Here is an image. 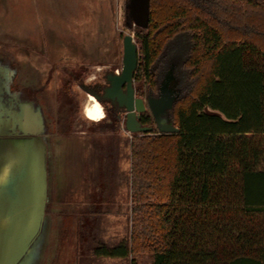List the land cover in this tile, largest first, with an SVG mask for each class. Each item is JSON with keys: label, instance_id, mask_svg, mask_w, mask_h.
<instances>
[{"label": "trees", "instance_id": "trees-1", "mask_svg": "<svg viewBox=\"0 0 264 264\" xmlns=\"http://www.w3.org/2000/svg\"><path fill=\"white\" fill-rule=\"evenodd\" d=\"M135 40L146 95L175 78L179 130L132 137L129 237L100 252L264 264V0H150Z\"/></svg>", "mask_w": 264, "mask_h": 264}, {"label": "rangeland", "instance_id": "rangeland-1", "mask_svg": "<svg viewBox=\"0 0 264 264\" xmlns=\"http://www.w3.org/2000/svg\"><path fill=\"white\" fill-rule=\"evenodd\" d=\"M126 2L0 0V51L10 57L14 52L12 59L18 54L25 59L28 52L32 63L43 64L44 76L50 78L41 104L45 109L44 123L49 122L51 132L50 198L46 213L49 229L38 264H129L126 256L100 251H121L129 237L132 134L121 129L117 133H101L99 127L96 131V122L83 113L88 100L84 92H79L75 114L60 111L57 102L63 81L70 78L69 71L78 69V75L85 63L113 64V57L123 53V37L131 34L135 38L136 27L126 22ZM94 74L97 72L90 76ZM28 103L26 109L32 112V123L40 127L41 107ZM62 113L70 119L58 123ZM65 128L71 130L69 135L63 133ZM91 129L96 131L88 134L91 139L79 137L80 131L90 133ZM108 156L111 159L106 163ZM92 203L97 210L89 215ZM81 239L83 244H79ZM95 248L100 253L94 252ZM151 262L143 256L138 264Z\"/></svg>", "mask_w": 264, "mask_h": 264}, {"label": "water", "instance_id": "water-1", "mask_svg": "<svg viewBox=\"0 0 264 264\" xmlns=\"http://www.w3.org/2000/svg\"><path fill=\"white\" fill-rule=\"evenodd\" d=\"M126 13L127 25L147 28L150 0H127ZM29 57L25 59L32 60V55ZM138 57L135 38L131 34L125 35L123 70L120 76L112 79L108 92L121 93V84L129 81V95L120 103L126 110L127 132L151 134L153 128L141 126L139 122V114L147 108L160 133L178 132V127L167 119L178 96L172 72L162 81L157 97L149 96L147 101L135 99L131 80L138 67ZM15 68L13 59L0 51V264H38L49 229L46 213L50 198L48 157L51 132L49 122L44 123L42 109L38 108L40 127H34L32 112L26 109L28 101L13 95L11 84Z\"/></svg>", "mask_w": 264, "mask_h": 264}, {"label": "flooded vegetation", "instance_id": "flooded-vegetation-1", "mask_svg": "<svg viewBox=\"0 0 264 264\" xmlns=\"http://www.w3.org/2000/svg\"><path fill=\"white\" fill-rule=\"evenodd\" d=\"M123 41L124 37L122 39V48H123ZM16 49V48H15ZM123 50V49H122ZM17 54V53H16ZM29 54L26 52L25 57ZM115 55V54H114ZM12 57V56H11ZM20 58V59H19ZM31 58V57H29ZM29 58L23 59L19 57V54L16 55V57L13 59L14 65L16 66L15 71H13V77H12V84H11V91L13 95L16 96V98H20L22 101H29L32 102L35 106L38 105V107H41L43 111L45 109L42 107V101L45 98L47 86L49 85L50 78H45L44 76V70H43V64H39L41 67H39L38 64H33L32 60ZM23 59V61L21 60ZM115 62L113 64H110L109 62L103 63L98 65L97 62L92 63H85V66H83L81 69L82 71L79 72L77 75V70L69 71L68 78L69 80L63 81V90H61V93L57 99L58 102V109L60 108L63 112H72V114H75V105L78 104V96L79 92H84L85 95H95L99 98V103L102 105V108L104 110V118L98 122L95 123L94 126H96V131H98L99 127L100 132H111V133H117L119 129L121 131H125L126 133V126H125V115L126 110L124 107L120 106L121 101L124 102L126 98L129 95V81H125L121 84V93L119 94H110L108 92V88L111 87L112 79L115 76H120L123 70V53L120 51L118 52V55L116 54L115 57H113ZM138 67L137 70L134 72V75L131 80V86L133 87L134 92V98H142L145 101H147L149 96H153V94L146 95L144 93V87L141 90L139 82H137V72L140 65V52L138 57ZM35 66V67H33ZM39 69H37V67ZM98 66V67H97ZM29 67V68H28ZM100 67V68H99ZM28 68V69H27ZM34 68V69H33ZM97 72V74H94V76H90L92 72ZM48 76V74H46ZM72 81L74 84L71 85ZM73 85H75L76 89H73ZM70 86V87H69ZM159 95V94H158ZM76 98V101L74 99ZM155 97V96H153ZM41 100V101H40ZM69 110V111H68ZM77 110V109H76ZM60 116V120H57V122L60 123L66 119V114ZM84 113V112H83ZM148 114L151 115V118L148 119ZM85 115V114H84ZM68 116V115H67ZM67 119H70L68 117ZM75 120V119H74ZM90 120V119H89ZM94 122V121H93ZM139 122L141 126H148L152 127L153 130L151 133H154L155 131L160 132L159 129L156 126L155 120L150 112V110L147 108L145 112L139 114ZM69 123V122H68ZM113 124V128L111 129H105V124ZM71 124V123H70ZM96 131L90 130V133L88 131H80L79 134L82 136H79L80 138H84L85 140L91 139V137L88 136V134H95ZM73 132V131H72ZM64 134L69 135L71 133V130L68 128H65L63 131ZM103 133V132H101ZM143 134V133H142ZM135 135H141L133 133L132 137ZM131 137V138H132ZM87 142V141H86ZM111 159V156H108L106 159V163H108ZM65 161V160H64ZM93 204V203H92ZM91 212L89 215L96 214V204H93L91 207ZM130 220V217H129ZM127 241V240H126ZM83 244V240H79V244ZM125 243H123L122 247ZM121 247V248H122ZM96 248L94 249L95 252ZM98 250V251H97ZM96 251L99 252V249ZM129 258V257H128ZM130 259V258H129ZM130 264V261H129Z\"/></svg>", "mask_w": 264, "mask_h": 264}, {"label": "bare ground", "instance_id": "bare-ground-1", "mask_svg": "<svg viewBox=\"0 0 264 264\" xmlns=\"http://www.w3.org/2000/svg\"><path fill=\"white\" fill-rule=\"evenodd\" d=\"M98 106H99L100 113H102V117L98 120H94V119H92L91 116H89V112L92 111L93 114H96V109ZM84 114L88 119H90L91 121H94V122H98V121L102 120L104 118V115H105L104 110L102 108V105L99 103L98 100H96L94 98L93 95H88V100H87L85 107H84Z\"/></svg>", "mask_w": 264, "mask_h": 264}, {"label": "clouds", "instance_id": "clouds-1", "mask_svg": "<svg viewBox=\"0 0 264 264\" xmlns=\"http://www.w3.org/2000/svg\"><path fill=\"white\" fill-rule=\"evenodd\" d=\"M89 116H91L92 119H94V120H98V119H100V118L102 117V113H100L99 106H98L97 109H96V114H93V112L90 111V112H89Z\"/></svg>", "mask_w": 264, "mask_h": 264}]
</instances>
